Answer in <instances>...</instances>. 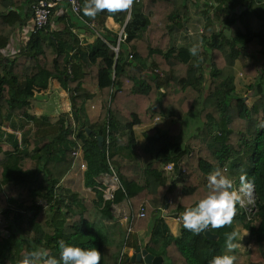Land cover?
Segmentation results:
<instances>
[{"label":"trees","instance_id":"1","mask_svg":"<svg viewBox=\"0 0 264 264\" xmlns=\"http://www.w3.org/2000/svg\"><path fill=\"white\" fill-rule=\"evenodd\" d=\"M39 1L0 0V264H19L37 248L58 256L60 240L96 247L105 264V242L92 212L112 220L114 207L123 202L132 208V233L151 230L147 250L163 257V264H209L224 254L226 233L235 229L230 224L212 230L216 240L183 225L179 236L170 234L161 211L181 215L208 191L186 184L184 174L164 171L170 163L206 179L227 166L228 178L255 185L258 213L247 224L244 214L233 221L249 232L247 264H264V0H226L214 12L204 5L196 56L174 45L175 32L191 19L188 0H133L129 10L95 18L82 11L81 19L70 11L56 18L53 13L49 25L32 34L27 30L32 5ZM129 15L128 36L116 55L111 47L118 32L107 29L106 21L113 18L123 26ZM84 22L95 23L100 38L82 49L74 29L90 30ZM26 30L28 40L12 50ZM238 62L253 80L250 103L237 92ZM55 81L71 110L53 122L33 115L32 108L49 96ZM86 86L100 94L94 123L87 103L96 94ZM156 116L170 122L166 131L153 125ZM189 124H195L192 133L185 130ZM145 125L139 146L135 130ZM98 137H104L102 149ZM79 148L88 166L84 185L95 193L90 202L61 186ZM109 163L122 185L113 201L107 198ZM129 259L123 255L122 264Z\"/></svg>","mask_w":264,"mask_h":264},{"label":"clouds","instance_id":"2","mask_svg":"<svg viewBox=\"0 0 264 264\" xmlns=\"http://www.w3.org/2000/svg\"><path fill=\"white\" fill-rule=\"evenodd\" d=\"M133 0H84L82 13L84 16L95 18L98 13H115L129 10ZM199 43H193L189 49L191 55L196 56ZM208 191L198 202L187 207L181 213L179 219L183 227L193 234H208L209 229L222 228L230 225L236 214V206L241 201V193L233 182L225 176L220 169L210 172L207 177ZM238 231L233 230L226 233L224 254L214 256L209 264H235L236 256L233 252L238 248L241 241L237 239ZM59 252L50 255L47 249L37 248L25 254L19 264H100L102 253L94 246L81 247L66 243L64 240L58 242Z\"/></svg>","mask_w":264,"mask_h":264},{"label":"crops","instance_id":"3","mask_svg":"<svg viewBox=\"0 0 264 264\" xmlns=\"http://www.w3.org/2000/svg\"><path fill=\"white\" fill-rule=\"evenodd\" d=\"M199 0H188V7H189V11H190V15H191V19L189 21V23L186 25V27L183 30H177L175 32L174 35V45L177 46H183L186 48H191L189 47V43H191L194 40V37H192L195 33V35H199V40L201 39V35L203 33V29L205 26V21L206 18L204 16V12L206 11V8L204 5L208 6V2L209 0H201L198 3ZM212 12H214L215 10L218 9V7L216 8H211ZM57 14H59V12H56ZM211 15V14H210ZM73 24L77 25L76 21H73ZM89 26V24H86ZM195 27V29L193 27ZM56 29L59 27H61V25H56L55 26ZM120 24L116 23L115 20L113 18H109L106 21V28L109 29L110 31L116 32L115 30H119L118 34L120 32ZM199 27V30H196ZM90 28V27H89ZM74 31L78 32L79 38L81 40V48H86L89 45L93 44L98 38H100V35L98 34V27L96 28H90V30L86 29V28H75ZM196 31V32H195ZM198 31V32H197ZM194 32V33H193ZM29 34L26 35H18L17 38L15 39L14 42H12V44L18 45L19 44V40H21L22 38L24 39V42H26L28 40ZM183 43V45H182ZM89 90L90 86H86ZM94 94H96V96L94 97L93 100L89 101L87 103V110H88V114H90L91 111H95L96 110V106H97V112H93L95 113L98 117L100 114V94H99V90L95 87H93V90H91ZM49 96H45L43 98H41L40 100L34 101L33 102V110H32V114L40 117L42 115H44L45 113L47 114L48 110H47V106L48 108H52L56 111H59L56 114H53L52 112H50V117L53 119V122H56L59 119V116L61 113H67L70 114V103H69V99H68V95L67 93L61 88L60 83H58L57 81L53 82L52 84V89L48 91L47 93ZM95 106V109H92L89 111L90 106ZM38 108H35L37 107ZM54 106H57L54 108ZM91 106V107H92ZM52 109V110H53ZM47 116V115H45ZM89 116V115H88ZM57 118V119H55ZM94 122V121H92ZM140 127H147L145 126H140ZM7 128V127H6ZM138 129V127H137ZM137 129L136 131V136H137ZM20 136V135H19ZM138 139V136H137ZM79 165L76 164L72 171L67 175L65 180H73L75 178V176L77 175V170L79 171V173L81 172L82 176L84 177V171L79 170ZM64 182V181H63ZM106 182H108V180H106ZM111 182H109L110 184ZM62 185V184H61ZM86 188V187H85ZM88 189V188H86ZM91 190V189H90ZM95 194V193H94ZM101 216V214H100ZM131 217H132V208L130 206L129 202H123L117 206L114 207V216L112 220H107V222H104L105 225L103 224V226L101 227L102 230L103 227H108L109 225H111L112 223L114 224V222L116 221L117 223H119V227L121 228V230H125L127 228V226L129 227V224L131 223ZM106 221V220H105ZM165 223L167 224V226L169 227L170 230V234L173 235L174 237H177L181 234V229L182 227L180 225H178V223H176V221L172 218L170 219H164ZM95 224V222H94ZM100 223H98L99 225ZM124 226V229L122 228ZM107 229H105L106 231ZM239 231H244L245 234L248 232L245 230H239ZM108 232V230H107ZM151 234V230H142V231H134V233H132V235H130V237L125 240L118 248H115L112 251V256H116L117 259H119V257L121 256V254L131 257L137 247L141 246L143 249H147V245L150 241V236ZM126 236V235H125ZM242 236V235H241ZM246 238H248L247 236H245ZM249 240H246L245 242H242L241 245L244 246V248H247V243ZM126 242L128 243V245H126ZM137 245V246H136ZM245 248V249H246ZM115 264H117V260L114 261ZM246 261H235V263L238 264H246ZM108 261H106L105 259V264H107ZM132 264V263H130Z\"/></svg>","mask_w":264,"mask_h":264},{"label":"built area","instance_id":"4","mask_svg":"<svg viewBox=\"0 0 264 264\" xmlns=\"http://www.w3.org/2000/svg\"><path fill=\"white\" fill-rule=\"evenodd\" d=\"M226 0H209L208 6L211 8H216L221 5V2ZM229 2H236L238 0H228ZM81 9H82V3L81 0H41L37 3H34L32 5V12H33V19L28 25V31L29 33L36 34L37 32L45 29L49 23L50 19L53 16V13H56L57 11L63 15L70 11L74 16L81 19ZM131 9V8H130ZM238 12H240L238 10ZM130 19V15L125 22L123 26L120 27V32L118 34L117 43L115 46H112L111 48L116 53V55L120 52L121 44L124 43L127 39V32L125 30L126 25ZM85 23V22H84ZM87 24V23H85ZM90 28H96L97 25L95 23L89 24ZM133 57L130 56V59ZM158 75H162L159 71H156ZM92 109H95V106H92ZM161 118L157 117L155 118V122L160 121ZM20 135V133H18ZM109 143V139L107 138V144ZM74 158L75 162L74 164L79 165V169L81 171H86L88 166L85 161L84 151L83 148H79L74 151ZM110 168V182L111 186L107 193V198L110 201H113L115 199V192L122 189L121 181L118 175L117 170L115 167L109 163ZM164 171L170 173L171 175L175 176L177 174H185L186 169L183 166L178 167V171L176 169V166L173 163L167 164L163 167ZM222 172L225 176L228 177L229 168L226 166L222 169ZM233 187L237 190L241 189L242 186L244 187V190L241 193V201L236 206V214L233 218L236 219L239 215L244 214L246 217L245 223H250L251 220L256 216L258 213V205H257V195H256V188L255 185L252 183H238L236 179H232ZM161 216L163 219H174L176 223H178L180 226H182V221L179 219L180 215H171L169 214L165 209L161 211ZM146 217V210L145 208H141L139 211V218L143 219ZM0 218H1V212H0ZM131 222V221H130ZM215 229H209L208 231H212ZM132 233L131 229V223L129 224V227L127 229V237L126 240L130 237V234ZM122 257L123 254L119 257V260L117 261V264H122Z\"/></svg>","mask_w":264,"mask_h":264},{"label":"rangeland","instance_id":"5","mask_svg":"<svg viewBox=\"0 0 264 264\" xmlns=\"http://www.w3.org/2000/svg\"><path fill=\"white\" fill-rule=\"evenodd\" d=\"M58 16H59V14L55 13L54 17L56 18ZM53 27L56 29L55 26H53ZM193 28L195 29V27H193ZM196 28H197L196 30H199V27H196ZM27 30L24 31L25 34L27 33ZM115 31L118 32L119 30L117 29ZM192 37H194V40L191 43H189V47H191L193 43H199V48H200L201 47V42L199 40V35H195V33H194V35ZM22 40L24 41L23 38H22ZM19 42H20V40H19ZM182 45H183V43H182ZM10 47H11L12 50L13 49L15 50V44L11 45ZM207 72H208V70H207ZM236 74H237V78H236L237 92L241 95V98L245 99L247 103H250V101L253 100V98H252L253 97V92L249 89V86L253 83V80H252V78L247 77V76L244 75V73L242 72V64H241V62H238L237 65H236ZM160 77L163 78L165 76L162 73V75H160ZM90 89L93 90V87L90 86ZM91 106H90L89 111L92 110ZM55 107H57V106H54V108ZM35 108H38V106L35 107ZM46 108L48 110L47 111L48 113L47 114L45 113L44 115H42L44 117H50V115H51L50 112H52L53 114H56V113L59 112V111L54 110L53 107L52 108H48V106H47ZM93 112H97L98 113L97 106H96V110L95 111H91L90 114H88L89 118H90V121L91 122L92 121L96 122L99 117ZM45 115H47V116H45ZM42 116H40V117H42ZM157 117H160V116H156L155 118H157ZM50 119H51V121H53V119L51 117H50ZM55 119H57V118H55ZM94 122H92V123H94ZM153 125L154 126H158L160 128V130L162 132H164L170 126V122L166 121V120H163L161 118V120L157 121V123H156L155 119H154ZM147 128H149V127L147 126V127H144V128L143 127H138V129L136 128L137 129V136H138V144H139V146L143 145V142H144V137L143 136H144L145 131H146ZM185 130H187V133L194 132L195 131V124L194 125L193 124H189V125L185 126ZM183 167L186 169V173L184 174V176H185L184 177L185 178L184 182L186 184L194 185V186H200V187H203V188L204 187L205 188L208 187V180L206 178H198L195 175L191 174L185 166H183ZM178 175L179 174H177L176 176H178ZM107 185L108 184L105 182L106 188H107ZM61 186L63 188L66 187V188L70 189L73 192L81 194L82 197L84 199H86L88 202H90L93 199H95L94 191L85 188L84 177L82 176L81 172L79 173L78 170H77V175L75 176V178L73 180H64V182L62 183ZM92 220H93L92 221L93 224L95 222V225H93V224L92 225L94 226V228H96V230L99 232V234L104 239V242H105L104 254H105L106 261H108L107 264H115L114 261H116V260L118 261L119 259H117L116 256H112L111 255L112 251L115 248H118L126 240L128 226L123 231L119 227V223H117L115 221L114 224L112 223L107 228L103 227L104 230H102L101 227L103 226V224L105 225L104 222H107V220L105 221V219H103L102 216H100V214H99V212H97V210H94L92 212ZM98 223H100V224L98 225ZM232 226H233V228L236 231H238L239 236L237 237V239L240 240L241 243L250 239L249 232H248V234L247 233L245 234L244 231H239V230H244V228L242 227L241 224H238L237 221H233L232 222ZM122 228L124 229V226ZM105 229H107L108 232H107V230L105 231ZM245 236H247L248 238H246ZM245 248H244V246H242L240 244V246L238 248L234 249L233 252H234V254L236 256V261H238V262L239 261H246L245 263L247 264L248 261H249L248 260L249 259V255H248L247 248L246 249ZM235 264H238V263H235Z\"/></svg>","mask_w":264,"mask_h":264},{"label":"water","instance_id":"6","mask_svg":"<svg viewBox=\"0 0 264 264\" xmlns=\"http://www.w3.org/2000/svg\"><path fill=\"white\" fill-rule=\"evenodd\" d=\"M103 143L104 137H98V144L101 149L103 148ZM205 236L211 240H216L218 238V236L211 231H208V234H205ZM129 261L132 264H163L164 258L157 257L149 253L147 249H143L141 246H139L137 247L135 253L130 257Z\"/></svg>","mask_w":264,"mask_h":264}]
</instances>
